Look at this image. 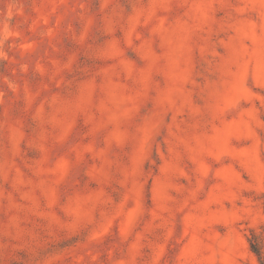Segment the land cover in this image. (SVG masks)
Segmentation results:
<instances>
[{
	"label": "rangeland",
	"instance_id": "1",
	"mask_svg": "<svg viewBox=\"0 0 264 264\" xmlns=\"http://www.w3.org/2000/svg\"><path fill=\"white\" fill-rule=\"evenodd\" d=\"M0 264H264V0H0Z\"/></svg>",
	"mask_w": 264,
	"mask_h": 264
},
{
	"label": "trees",
	"instance_id": "2",
	"mask_svg": "<svg viewBox=\"0 0 264 264\" xmlns=\"http://www.w3.org/2000/svg\"><path fill=\"white\" fill-rule=\"evenodd\" d=\"M253 249H254V252L258 254L257 250H255V248H253Z\"/></svg>",
	"mask_w": 264,
	"mask_h": 264
}]
</instances>
